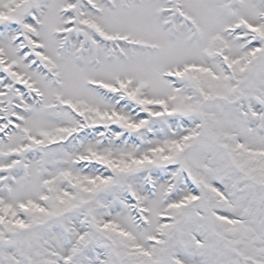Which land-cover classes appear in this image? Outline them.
Listing matches in <instances>:
<instances>
[{"label": "snow or ice", "instance_id": "obj_1", "mask_svg": "<svg viewBox=\"0 0 264 264\" xmlns=\"http://www.w3.org/2000/svg\"><path fill=\"white\" fill-rule=\"evenodd\" d=\"M0 264H264V0H0Z\"/></svg>", "mask_w": 264, "mask_h": 264}]
</instances>
